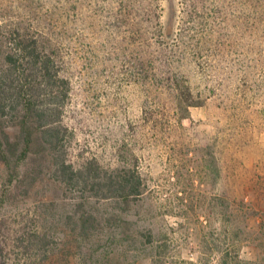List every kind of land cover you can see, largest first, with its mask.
<instances>
[{"label": "rangeland", "instance_id": "rangeland-1", "mask_svg": "<svg viewBox=\"0 0 264 264\" xmlns=\"http://www.w3.org/2000/svg\"><path fill=\"white\" fill-rule=\"evenodd\" d=\"M256 5L0 0V42L20 29L70 82L69 162L137 168L144 184L123 210L116 198L56 180L36 142L0 201V264H153L159 256L158 264H220L227 248L240 264H264V16ZM7 179L0 160V200Z\"/></svg>", "mask_w": 264, "mask_h": 264}, {"label": "trees", "instance_id": "trees-1", "mask_svg": "<svg viewBox=\"0 0 264 264\" xmlns=\"http://www.w3.org/2000/svg\"><path fill=\"white\" fill-rule=\"evenodd\" d=\"M256 2V15L264 16V0ZM0 44L5 45L0 67V160L8 174L1 204L18 181L37 142L52 157L56 180L64 186L91 190L104 199L116 198L123 202V210L129 209L143 194V178L137 168L108 170L97 158L76 167L67 159L68 128L63 116L71 88L57 59L20 29L2 36ZM175 85L182 107L185 92L180 82ZM9 127L16 129L13 136L6 130ZM85 206L86 202L81 205L82 211ZM149 243L153 245L154 241L150 239ZM221 253L220 264H240L232 249ZM158 262L160 256L153 264Z\"/></svg>", "mask_w": 264, "mask_h": 264}]
</instances>
